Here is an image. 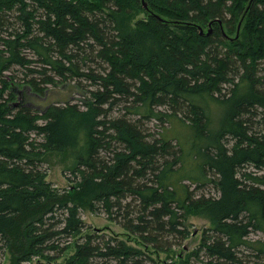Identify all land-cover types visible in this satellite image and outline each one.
I'll list each match as a JSON object with an SVG mask.
<instances>
[{
  "label": "trees",
  "instance_id": "16d2710c",
  "mask_svg": "<svg viewBox=\"0 0 264 264\" xmlns=\"http://www.w3.org/2000/svg\"><path fill=\"white\" fill-rule=\"evenodd\" d=\"M146 1L168 19L221 18L231 36L249 2ZM246 19L230 40L218 23L210 35L166 24L141 0H0V264L7 252L10 264H176L153 254L190 238L191 213L211 225L183 264H264V238H250L264 234V0ZM17 67L38 95L71 80L88 97L15 107ZM153 120L169 126L162 138ZM64 152L75 180L58 188L41 163ZM83 208L143 247L84 233Z\"/></svg>",
  "mask_w": 264,
  "mask_h": 264
},
{
  "label": "rangeland",
  "instance_id": "374dc122",
  "mask_svg": "<svg viewBox=\"0 0 264 264\" xmlns=\"http://www.w3.org/2000/svg\"><path fill=\"white\" fill-rule=\"evenodd\" d=\"M137 13V14H136ZM142 17H145V14L140 11H134V16L132 18L131 24L135 25L136 21ZM264 71L258 72L259 76H264ZM6 74L12 75L15 77V83L12 84L13 90L16 93V98L10 104L14 105L15 107H28L32 111L36 110H44L49 104H62L65 101H69L70 103L74 104H81L88 96L84 93L81 87H76L77 84L72 82L71 80H59L55 85H48L47 92L45 95H38L35 93L34 90L25 82L24 83V72L21 71L19 67L15 68L11 72H7ZM8 92L6 93V97ZM215 110H217L215 112ZM214 110V116L217 120L220 109ZM147 126L150 128V134H152L153 138H162L167 131H169V126L167 125H160L158 121L153 120L152 122L148 123ZM168 129V130H167ZM175 132L176 129L174 128ZM180 130V128H178ZM173 130L169 132L167 137L171 138L170 142L177 143L175 138V133ZM41 165L43 168L46 169L48 176L47 179L58 188H69L70 185L74 184L72 180H75V175L67 168V166L71 165V158L70 153H49L43 159ZM188 184L192 187V190L197 189L195 185L192 183ZM207 187V186H204ZM202 186V189L199 188L197 193L199 195H209L213 193L211 187L205 189ZM205 189V190H203ZM82 216L86 224L88 225L87 230L84 233H99V234H107L119 236L120 238L125 239L130 245L141 247L142 245L139 244L141 240L138 236L131 233L127 230L122 224L118 223L115 220H111L107 214L100 213L94 214L89 209L83 208ZM187 225L190 229L191 235L189 239L183 240L181 246L174 247L171 252L160 251L159 254L154 253V258L165 263L175 262L176 264H183L181 261L179 254L183 253L182 250L185 249L186 252L191 253L193 249L197 248L204 230L211 225V221L199 213H191L187 218ZM252 240L264 238L263 232H253L250 236ZM143 247V246H142ZM73 252V249L65 252V254L58 259V263H64L66 257ZM186 253V254H188ZM185 254V255H186ZM204 257V256H203ZM199 258L191 255L190 262L191 264H203L201 260L204 258ZM3 264H10L11 262V255L9 252L5 253L3 257H1Z\"/></svg>",
  "mask_w": 264,
  "mask_h": 264
},
{
  "label": "water",
  "instance_id": "95a60500",
  "mask_svg": "<svg viewBox=\"0 0 264 264\" xmlns=\"http://www.w3.org/2000/svg\"><path fill=\"white\" fill-rule=\"evenodd\" d=\"M254 2H255V0H249V2L247 4V6H246L241 18H240V20L238 22L236 36H231V35H229L227 33L224 21L221 18L212 19V20H210L207 23V26H205V25H203V24H201L199 22H194V21H190V20H188V21H180V20H174V19L165 18V17L161 16L160 14H158L157 12L153 11L150 8V6H149V4L147 3L146 0H142V5L145 8V10L148 12V14L159 18L162 22H164L166 24L192 26V27L197 28L200 31L201 34L210 35L212 33L213 29H214L213 25L215 23H218L223 35L226 38H228L230 40H237L241 36V29H242L243 23H244L247 15L249 14L251 8L253 7Z\"/></svg>",
  "mask_w": 264,
  "mask_h": 264
},
{
  "label": "bare ground",
  "instance_id": "6f19581e",
  "mask_svg": "<svg viewBox=\"0 0 264 264\" xmlns=\"http://www.w3.org/2000/svg\"><path fill=\"white\" fill-rule=\"evenodd\" d=\"M124 1H125V0H124ZM151 1H152V0H151ZM136 14H137V13H136ZM129 16H130V15H129ZM237 17H238V16H237ZM237 19H238V18H237ZM246 20H247V19H246ZM245 22H246V21H245ZM112 25H113V24H112ZM246 33H247V32H246ZM246 33H245V34H246ZM152 34H153V33H152ZM25 81H26V80H25ZM252 99H253V98H252ZM88 108H89V107H88ZM91 108H92V107H91ZM95 109H96V108H95ZM101 110H102V109H101ZM87 111H88V110H87Z\"/></svg>",
  "mask_w": 264,
  "mask_h": 264
},
{
  "label": "flooded vegetation",
  "instance_id": "af4514ba",
  "mask_svg": "<svg viewBox=\"0 0 264 264\" xmlns=\"http://www.w3.org/2000/svg\"><path fill=\"white\" fill-rule=\"evenodd\" d=\"M213 27H214V25H213ZM215 28V27H214Z\"/></svg>",
  "mask_w": 264,
  "mask_h": 264
}]
</instances>
